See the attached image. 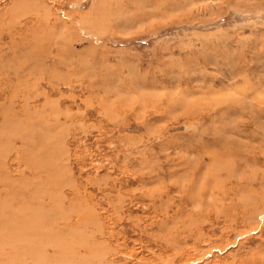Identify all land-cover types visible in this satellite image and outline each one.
<instances>
[{
    "label": "rangeland",
    "instance_id": "374dc122",
    "mask_svg": "<svg viewBox=\"0 0 264 264\" xmlns=\"http://www.w3.org/2000/svg\"><path fill=\"white\" fill-rule=\"evenodd\" d=\"M6 72L0 264H264V0H0Z\"/></svg>",
    "mask_w": 264,
    "mask_h": 264
},
{
    "label": "bare ground",
    "instance_id": "6f19581e",
    "mask_svg": "<svg viewBox=\"0 0 264 264\" xmlns=\"http://www.w3.org/2000/svg\"><path fill=\"white\" fill-rule=\"evenodd\" d=\"M22 61V60H21ZM2 66V65H1ZM10 73L9 72H6L5 74H3V81H1L0 82V90H1V92H3L4 91V87H6V88H9V87H11L12 86V84H10V83H8V82H6L5 80H4V78L7 76V75H9ZM17 74L19 75V72H17ZM1 75H2V73H1ZM13 76V75H12ZM19 81V80H18ZM18 84V83H17ZM12 90V89H11ZM27 90V89H26ZM25 90V91H26ZM21 91V90H20ZM0 92V98H2V93ZM15 94V93H14ZM17 97V96H16ZM15 99V98H14ZM13 99V100H14ZM12 100V101H13ZM10 101V100H9ZM2 102V101H1ZM4 103V102H3ZM9 103V102H8ZM15 103V102H14ZM24 105V104H23ZM7 112H9V105H0V117L1 116H3V118L4 119H7ZM12 112V111H11ZM13 113V112H12ZM19 113V112H18ZM9 114V113H8ZM6 122H4L3 124H5ZM3 124H2V126L0 125V135L2 134L3 135V133H4V131H3V129H2V127H3ZM4 127H6L7 128V126H4ZM4 164H5V162L2 164V163H0V167H4ZM8 171V170H7ZM3 172H4V170H3ZM1 182V181H0Z\"/></svg>",
    "mask_w": 264,
    "mask_h": 264
}]
</instances>
